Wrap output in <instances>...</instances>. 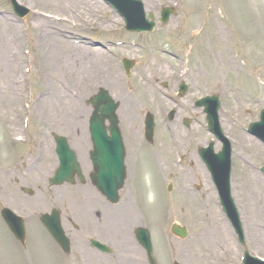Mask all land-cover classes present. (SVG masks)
<instances>
[{
    "label": "rangeland",
    "instance_id": "obj_1",
    "mask_svg": "<svg viewBox=\"0 0 264 264\" xmlns=\"http://www.w3.org/2000/svg\"><path fill=\"white\" fill-rule=\"evenodd\" d=\"M18 2L30 9L23 20L14 15L8 0H0V18L9 19L17 27L21 38L15 41V46L22 57H26L18 66L14 65L22 73L15 77L22 79L20 91H14L15 102L9 100L7 90L3 88L5 82H1L0 157L6 159L12 155L10 159L13 160L33 151L32 160L36 163L42 148H47V154H41V160H44L40 175L43 171L44 177L37 176L40 173L37 171L27 174L21 171L24 177L15 176L17 181H13L12 174L8 176L9 182L0 186V198L25 217L27 227V242L24 247L18 244L21 253L18 254L12 250L11 237L0 223V264L126 263L125 248L120 245L118 229L119 216L127 208H133L138 218L130 233L143 264L148 263L145 252L135 240L134 232L138 227H146L150 231L158 264H174L175 261L188 264L176 255L174 248L176 246V252L185 251L196 244L204 228V205L215 206L214 211L224 218L229 229L226 241H229L227 244L230 247H223L225 253L217 247L207 250L208 264H243L241 260L245 247L238 243L222 211L217 189L197 155L198 147H205L215 139L208 132L203 109H196L194 105L199 98L213 94L222 99L221 125L224 134L233 141L232 196L240 211L246 248L252 256L264 259V193L262 199H257L260 195L258 181L263 182L260 184L264 190V175L259 169L264 165V147L247 134L250 123L258 121L260 112L264 110V11H254L251 0H160L155 7L145 6L146 12L155 16L156 30L151 34H137L128 32L120 14L100 0L105 11L101 13L99 24L76 20L70 27V34H75L79 40L82 38L85 43L106 50L111 71L97 74L75 52L76 56L54 50L43 57L40 50L42 41L36 35V26L40 22L36 17L38 5L32 0ZM259 3L263 5L260 7H264V0H259ZM166 6L176 8L177 12L168 24H161L160 12ZM112 17L118 19L114 26L108 24ZM256 18H260L261 23ZM219 27L229 35L230 44L225 50L218 48L216 30ZM188 49L190 53L194 51L189 58L185 56ZM48 59L53 64L46 65ZM124 59L136 61L130 77L124 70ZM59 64L60 67L57 66ZM65 64L69 68L64 67ZM70 67L75 72H81L80 78L76 73H70ZM216 67L221 70L219 74H216ZM49 72L53 73V79L62 81L64 89L53 91V87L50 90L52 97L35 106L41 94L46 95L42 79ZM74 79L82 80L77 83ZM166 81L170 95L179 88L181 81L189 87L184 99H174L176 103L179 101L178 107H182L174 123L166 118L167 112L174 107L173 101L163 96L166 91L162 85ZM100 88L108 90L120 104V128L129 154L132 148L142 145L138 130L142 127L145 114L151 112L156 119L154 145L160 154L153 160L149 153L154 163L148 168L147 178L143 176L137 181L139 176H135L128 163L130 180L116 207L110 206L98 193L94 192L96 197L89 195L93 193L88 190L90 184L51 188L47 182L56 164L51 152L53 133L67 136L70 145L80 155L90 149L91 143L85 136L86 121L93 112L90 99ZM183 118L193 119L189 128L190 140L186 139L185 143L180 141V135L186 130L181 123ZM242 135L259 145L250 144ZM16 136L20 143L15 140ZM137 142L138 146H135ZM239 146L240 151H237ZM178 149L182 152L187 150L183 159L186 165L182 167L174 161V152ZM220 149L221 144L215 142V150ZM167 161L168 166H162ZM157 166H161L160 169ZM169 184L174 187L171 193L167 191ZM53 207L61 211L64 229L72 238L73 252L70 257L59 250L40 223V215ZM94 220L97 221L95 225ZM174 223L188 230L186 239L171 235L170 228ZM94 226L98 227L102 241L113 247L112 256H100L91 248L85 254L81 252L82 245H87L85 239L96 234ZM216 237L218 240L219 236Z\"/></svg>",
    "mask_w": 264,
    "mask_h": 264
},
{
    "label": "bare ground",
    "instance_id": "obj_2",
    "mask_svg": "<svg viewBox=\"0 0 264 264\" xmlns=\"http://www.w3.org/2000/svg\"><path fill=\"white\" fill-rule=\"evenodd\" d=\"M22 2V0H18ZM38 9L36 12V17H39V24L37 27V37L39 41H42L40 45L41 54L43 57H47L51 51L57 50L64 51L67 54L72 53V55L78 54L81 59H83L84 64H90L91 68H94L97 74H100L102 71L110 72L111 69L108 66L109 60L106 57L104 48H93V46L88 43L80 42L75 34H70L71 26L73 23L78 20L86 24H99L102 20L101 13L105 11L103 4L100 0H32ZM160 0H146V7H155L157 6ZM251 6L254 11L260 12L264 11V7L259 3V0H251ZM101 17V18H100ZM259 17V15H258ZM43 18V19H41ZM256 21L261 23L260 18H256ZM118 23V19L115 17L111 18V21L108 22L110 26ZM217 34L219 35V50H225L229 43L228 32L219 27ZM69 33V34H66ZM66 34V35H64ZM21 38L19 30L17 27L9 22V19L0 18V87L1 82H5L3 88L7 90V96L10 97V101L15 102V90L20 91V83L22 79H15L16 76L22 74L19 69L14 67L18 66L19 62H23L26 57L20 54L19 49L15 46V41ZM54 44H56L54 46ZM13 48V49H12ZM103 49V50H102ZM76 54H75V53ZM23 53V51H22ZM80 62V61H79ZM53 64L50 59L47 60L46 65ZM11 66V67H10ZM13 66V67H12ZM60 67V64L57 65ZM215 66L217 64L215 63ZM64 67L69 68L68 64H65ZM55 68V67H53ZM60 69V68H59ZM71 69V67H70ZM48 69L47 71H49ZM216 74L221 72L219 67H216ZM54 73V71H52ZM76 73L78 78L81 76V72L70 70V73ZM53 73H48L43 76L42 83L46 86V95L43 96L38 104H42L45 100L52 97V91H60L64 89L63 83L59 79H53ZM5 78L2 80L1 78ZM21 80V81H20ZM82 79H74L75 82L79 83ZM87 83V82H86ZM87 85V84H86ZM48 91V92H47ZM6 95V94H5ZM61 97V96H60ZM63 98V97H61ZM39 106V105H38ZM245 138L246 141H249L250 144L256 143L255 140L241 136ZM249 144V145H250ZM259 143H256L258 146ZM238 145V144H237ZM240 147L237 151H240ZM263 182L258 181V195L257 199H262V194L264 190L261 188ZM239 196V195H238ZM211 203V202H210ZM208 204V202H206ZM216 207L211 205L203 206V229L199 234V237L196 241V244L190 247L189 249L182 251L179 250L176 252V246L174 251L176 255L185 259L188 264H208V253L207 250L214 249V247L219 248L222 253H225L223 247L228 249L230 246L227 244L229 241H226L229 238V229L226 221L220 214H216ZM138 222L136 212L133 208L125 209L119 216V229L118 235L120 236V245L124 247L123 254H125L126 263L123 264H143L141 256L131 240V227ZM219 236L217 240L216 236ZM131 240V241H130ZM218 241H221L220 244ZM139 254V256L137 255ZM122 257V255H121Z\"/></svg>",
    "mask_w": 264,
    "mask_h": 264
},
{
    "label": "water",
    "instance_id": "obj_3",
    "mask_svg": "<svg viewBox=\"0 0 264 264\" xmlns=\"http://www.w3.org/2000/svg\"><path fill=\"white\" fill-rule=\"evenodd\" d=\"M124 3H117L115 2L116 7L121 10L123 16L125 17L127 23L129 24L128 29L130 30H137L139 32L141 31H152L155 27L154 21L151 23L147 22L145 19V13L143 11L142 5L139 1L136 0H123ZM17 12L21 15L24 16L26 14V11L20 10V7L17 5L16 6ZM24 10V9H23ZM174 11H165L163 13V22H167L169 19V16L171 13ZM138 16L137 19H134V17ZM150 18L153 20L154 17L150 16ZM125 67L127 70L131 68V64L126 63ZM95 107V113L94 116L91 120V130H92V138L94 141V156L96 153H100L101 151H107L108 150V145H105L101 142L102 136L104 137V129L102 127V124L105 119H109L110 122L113 125V128H115V134L114 138L116 140L117 146L120 147L121 151H123V143H122V138L120 137L119 131L117 132V119H116V110H117V105L113 102L112 98L108 95L106 91H101L100 95L95 97V99L92 101ZM215 107L213 109H208V117L207 120L209 122L210 128L213 131L214 128L218 127V117H217V111H218V101L215 100ZM98 113L102 114V118L98 120L97 115ZM149 120V121H148ZM100 121V122H99ZM147 123L148 126L150 127V130L152 129V121L150 118H147ZM252 131H254L256 134H259V136L264 138V122L261 124H254L251 127ZM149 130V133L151 131ZM101 132V135H100ZM219 135L220 132H219ZM58 148L59 152H62L63 155L68 157L75 168V170L78 171V165L76 163V159L73 154L70 153V150L68 149L67 143L65 139H60L58 140ZM123 153V152H122ZM63 156V158L65 157ZM217 161L218 165L214 168V171L217 173L220 171L221 176L223 177L224 182L226 183V178H227V184H228V173L227 170L230 165L229 161V151H224L218 155ZM96 161V160H95ZM96 166V174H95V185L104 193L107 195V197L110 198V200L114 203L118 201V190L122 188L123 182H124V176H121L120 180H118L117 183L112 184L108 181L107 178H102L105 176H102V173H104V170H99L98 169V163H95ZM73 168V171H75ZM124 169V166L122 164L121 166V171ZM71 177V176H70ZM69 177V171L67 172L66 166L63 167V169L59 170L57 175L55 176L54 179L51 180V185H62L65 183L66 180L70 179ZM112 181V180H111ZM225 186V185H224ZM223 186V187H224ZM221 194H223V202L225 207L227 208V213L229 217L231 218V221L233 222L234 227L237 228L239 234L241 235V223H240V218L237 213V209L234 205V202L230 196V187L229 184L227 187L221 189ZM58 214L56 213V218H57V223L53 221H44L47 228L53 235V237L56 239V241L62 246L66 251L69 252L70 246L68 240L64 236V232L61 229L60 222L58 219ZM13 219V218H12ZM53 219V218H50ZM11 227L14 229L15 234L19 239L22 241L24 240L25 237V231L21 223L18 222L17 220L13 219V222L11 223ZM173 231L175 233H179L182 236H185V231H182L179 228H173ZM138 239L142 243V245L147 249L149 258L151 260V264H154V260L152 259V246H151V241H150V236L147 231H140L138 234ZM106 248V247H105ZM103 248V249H105ZM109 249H106L105 251L109 253ZM247 262L246 264H264V262H260L257 259L251 258L246 254Z\"/></svg>",
    "mask_w": 264,
    "mask_h": 264
},
{
    "label": "flooded vegetation",
    "instance_id": "obj_4",
    "mask_svg": "<svg viewBox=\"0 0 264 264\" xmlns=\"http://www.w3.org/2000/svg\"><path fill=\"white\" fill-rule=\"evenodd\" d=\"M89 155V154H88ZM20 160V159H19ZM84 163H83V170H82V172H83V174H84V176L87 178H89L90 177V175H91V170H92V166H91V164L89 163V161L87 162V159L85 160V161H83ZM82 167V166H81ZM5 169H1V171H0V180L1 181H5V182H8V175L5 173V171H4Z\"/></svg>",
    "mask_w": 264,
    "mask_h": 264
}]
</instances>
